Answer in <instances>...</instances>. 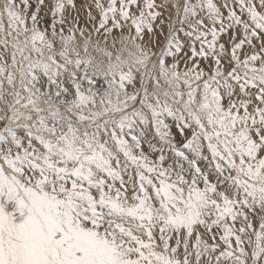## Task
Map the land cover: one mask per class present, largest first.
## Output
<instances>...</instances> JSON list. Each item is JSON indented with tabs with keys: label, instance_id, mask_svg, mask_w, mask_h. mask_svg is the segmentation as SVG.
<instances>
[{
	"label": "snow or ice",
	"instance_id": "1",
	"mask_svg": "<svg viewBox=\"0 0 264 264\" xmlns=\"http://www.w3.org/2000/svg\"><path fill=\"white\" fill-rule=\"evenodd\" d=\"M0 264H264V0H0Z\"/></svg>",
	"mask_w": 264,
	"mask_h": 264
}]
</instances>
